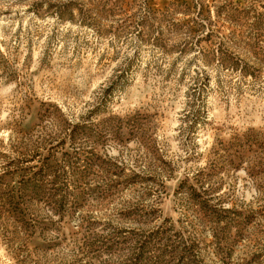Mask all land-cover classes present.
<instances>
[{"label": "rangeland", "instance_id": "obj_1", "mask_svg": "<svg viewBox=\"0 0 264 264\" xmlns=\"http://www.w3.org/2000/svg\"><path fill=\"white\" fill-rule=\"evenodd\" d=\"M0 264H264V0H0Z\"/></svg>", "mask_w": 264, "mask_h": 264}]
</instances>
